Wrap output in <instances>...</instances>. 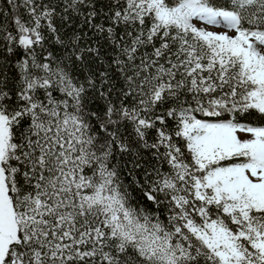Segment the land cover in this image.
<instances>
[{
  "label": "snow or ice",
  "instance_id": "snow-or-ice-1",
  "mask_svg": "<svg viewBox=\"0 0 264 264\" xmlns=\"http://www.w3.org/2000/svg\"><path fill=\"white\" fill-rule=\"evenodd\" d=\"M0 264H264V0H0Z\"/></svg>",
  "mask_w": 264,
  "mask_h": 264
}]
</instances>
